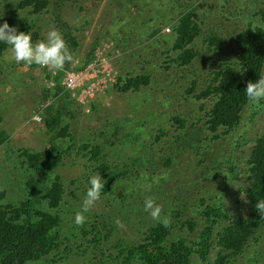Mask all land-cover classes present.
Here are the masks:
<instances>
[{"label":"rangeland","instance_id":"rangeland-1","mask_svg":"<svg viewBox=\"0 0 264 264\" xmlns=\"http://www.w3.org/2000/svg\"><path fill=\"white\" fill-rule=\"evenodd\" d=\"M16 1L0 0V15L5 11L13 13ZM199 2L203 5L196 8V13L202 31L192 45L200 57L178 67L170 61L175 56L170 51L174 38L171 26L175 25L178 13ZM259 9H264V0L62 2L56 13L71 26L76 40L73 60L79 63L96 38L98 43L89 64L97 62L101 72L95 78L99 84L93 96L81 102L82 106L73 104L69 91L62 92L73 105L68 123L71 135L62 144L69 143L72 147L47 175L48 178L58 175L63 184L58 208L62 245L46 258L26 264H121L119 251L140 241L147 227L158 221L143 210L145 198H152L161 206V215L169 217L172 232L168 240L179 236L191 238L194 232L187 226L181 228L179 222L191 218L193 223H202L197 210L199 198L208 204L221 203L232 213H244V189L248 184L246 159L254 139L263 129L264 108L260 102L250 105L238 127L214 139L204 123L208 105L184 90L191 79L196 81V89L202 87L220 57L235 62L231 36L243 29L252 12ZM17 13L26 14V10H17ZM53 18L51 6L40 15L30 17L37 25L35 42L42 40L50 28L59 31ZM259 18V15L253 17L257 23L261 22ZM153 30L157 32L152 36ZM208 33L223 39L218 56H210L211 52L206 49L204 38ZM7 48L0 56V131L8 138L0 146V189L5 190L0 203L16 204L27 194L25 181L31 169L28 171L22 160L17 159L15 148L36 151L47 146L50 131L45 127V120L37 121L33 116L45 117V112L38 108L39 103L44 100L45 105L50 103L55 88L44 89L46 73L49 74L46 67L17 63L10 58ZM99 64L108 66L102 70ZM117 73L145 74L150 79L138 91L120 92L112 85ZM254 109L257 113L251 119ZM173 115L183 119L184 125L170 120ZM159 128L163 130L162 135L158 134ZM187 129L189 134L185 135ZM187 138L191 139L189 144ZM85 142L98 145L104 161L126 175L116 179L109 192L101 193L100 200L85 214L84 224L76 226L73 216L81 207L88 177L99 172L87 151L79 148ZM168 160L169 165H165ZM117 219L122 228L114 223ZM83 230L87 232L83 234ZM235 260L237 264H264V221Z\"/></svg>","mask_w":264,"mask_h":264},{"label":"trees","instance_id":"trees-1","mask_svg":"<svg viewBox=\"0 0 264 264\" xmlns=\"http://www.w3.org/2000/svg\"><path fill=\"white\" fill-rule=\"evenodd\" d=\"M63 1L17 0L14 4V12L5 11L2 15L3 21H7L10 26H15L18 31L31 32L33 41H36L38 32L35 26L37 25L30 17L40 15L51 6L53 19L72 52L76 46V40L70 30L71 26L56 13ZM202 5L199 2L187 7L174 18L175 25H170L171 33L174 34L170 51L175 54L170 61L178 67L187 66L193 58L200 57L192 42L202 31L201 22L196 13V8ZM78 9L82 10V7ZM17 10L23 12L26 10V14L19 15ZM255 15L260 16V23L253 19ZM156 32L157 30H153L150 35L153 36ZM94 39L82 60H78L77 64L75 60L71 64L66 63L65 70L80 71L89 64L93 59L95 44L98 43L97 39ZM204 40L206 49L211 52L210 56H218L223 39L215 33H208ZM231 41L236 50L235 62L231 63L224 57H220L218 62L213 64L209 77L202 87L196 89V81L191 79L184 90L195 100L208 105L204 123L214 139L220 138L239 126L243 114L251 105L244 96V87L248 81L254 82L260 75H264V9L252 12V18L247 25L234 32ZM7 47L0 43V56ZM62 73L63 71H57L54 75L46 73L45 80L52 79L55 89L51 93V102L45 105L44 100L38 107L45 112V117H41L40 120H45V127L50 131L47 134V146L36 151L15 148L18 151L17 159L22 160L28 171L31 169V174L29 173L25 181L27 188L25 198L20 199L16 204L7 201L0 203V264H26L39 261L51 252L58 251L62 245L58 232L61 223L58 208L64 192L63 184L58 175L52 174L49 178L47 177L62 162L64 155L69 154L72 147L69 143L65 146L62 144L66 136L71 135L68 123L70 116L73 115L71 109L73 105H70L62 94L65 89L59 83ZM117 74L112 85L120 92L138 91L141 87H146L150 79L145 74ZM46 88L52 89L51 87L44 89ZM69 96L73 104L81 105V102L72 97L70 92ZM93 104V102L90 103L91 109L94 108ZM260 105L264 108V100L260 101ZM256 113L254 109L251 119ZM170 120L180 126L185 123L177 115L171 116ZM190 127H194V124ZM158 134H163L162 128L158 129ZM188 134L187 129L185 135ZM7 139L5 135H1L0 131V146L6 144ZM190 142L191 139L187 138L186 143ZM79 148L87 151L89 160L95 162L94 168L106 181L101 193L109 192L112 189L111 184L126 175L124 171L113 170L109 163L104 161L98 145L85 142ZM164 164L169 165V160ZM246 182L248 184L244 189L243 214L236 211L232 213L221 203L208 204L205 199L199 198L197 210L200 218L203 219L202 223H193L195 221L191 218L179 222L181 228L187 226L190 232H194L191 238L179 236L175 240H168L172 226L168 224L165 227L156 221L147 227L140 241L127 245L119 251L120 263L237 264L236 257L242 253L249 238L264 221V211L257 210L255 207L258 201L264 200V124L262 131L254 139L246 159ZM4 194L5 190L0 189V199L4 198ZM216 199L219 200V198ZM234 201L239 205L236 199ZM198 224L201 226L199 229H197ZM93 227L90 225L91 229ZM86 232L87 230H83V234ZM91 241L93 242L94 238ZM50 262H53V259H50Z\"/></svg>","mask_w":264,"mask_h":264},{"label":"clouds","instance_id":"clouds-1","mask_svg":"<svg viewBox=\"0 0 264 264\" xmlns=\"http://www.w3.org/2000/svg\"><path fill=\"white\" fill-rule=\"evenodd\" d=\"M0 21H3V16L0 15ZM0 43L8 46L7 51L11 54L10 58L25 65H38L46 67L50 71H65V64L73 62V53L69 50L63 39L62 34L56 28H50L44 38L39 42L32 39L31 32L18 31L15 26H10L7 21L0 23ZM52 85H49V82ZM55 83L52 79L45 80V87H53ZM64 90V89H63ZM244 96L251 105H257L261 100H264V75H260L257 80L248 81L243 90ZM41 116L34 115V120H40ZM88 187L84 198L81 202L79 211H76L73 216V223L80 226L85 222V214L90 211L94 204L100 200L101 191L104 189L106 181L101 178L99 172L88 177ZM257 210L264 211V200L256 203ZM143 210L153 220H158L162 226H167L169 223L168 216L161 215V206L152 198H145L143 202ZM114 223L118 228H122L123 224L119 219Z\"/></svg>","mask_w":264,"mask_h":264},{"label":"built area","instance_id":"built-area-1","mask_svg":"<svg viewBox=\"0 0 264 264\" xmlns=\"http://www.w3.org/2000/svg\"><path fill=\"white\" fill-rule=\"evenodd\" d=\"M109 44H112L110 42ZM108 44V45H109ZM102 49H97L96 53L102 51ZM101 64H99L100 66ZM106 64H102V70L106 69ZM52 75L56 74V72L50 71ZM92 72V77H89V73ZM101 72L99 69L97 62L90 63L84 70L73 71V70H65L60 77L59 83L60 85L70 92L72 97H75L79 102H84L86 99H90L93 96L95 86L99 84V81L95 78L97 77V73ZM90 80V81H89ZM53 83L50 81L49 85Z\"/></svg>","mask_w":264,"mask_h":264}]
</instances>
